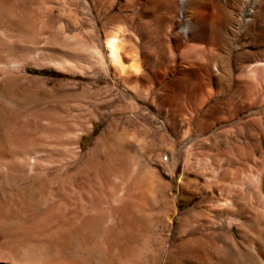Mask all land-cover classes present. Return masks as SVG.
I'll return each mask as SVG.
<instances>
[{"label": "rangeland", "instance_id": "obj_1", "mask_svg": "<svg viewBox=\"0 0 264 264\" xmlns=\"http://www.w3.org/2000/svg\"><path fill=\"white\" fill-rule=\"evenodd\" d=\"M254 1L211 0L190 18L177 0H0L8 264H197L223 255L222 239L263 240L261 218L237 215L264 206Z\"/></svg>", "mask_w": 264, "mask_h": 264}, {"label": "bare ground", "instance_id": "obj_2", "mask_svg": "<svg viewBox=\"0 0 264 264\" xmlns=\"http://www.w3.org/2000/svg\"><path fill=\"white\" fill-rule=\"evenodd\" d=\"M226 1L227 0H223V3L227 8H229L228 3ZM206 2L208 4V7H205V8L207 9L211 5L210 4L211 0H177V3H178L179 8H180V13L181 14L185 13L188 16H190V18L193 17V14L198 13L197 11H193V9L192 10H190V9L191 8L199 9L200 7L205 5ZM259 2H260V0H255L253 4H257ZM249 3H250V1H249ZM249 12H250L249 10H246V8H244L243 10H241L240 14H248ZM189 19L186 22L184 21L185 25L183 26V38H185L187 36L189 37V35L193 32V30L195 28V26H194L195 24L192 21H190ZM180 20H182V18H180ZM120 41H121V39H119L116 36H108L105 39V47H106L107 58H108L110 64L116 70H119L120 72H122V70L124 69V63H123L124 57L121 53V44L122 43ZM125 67H126V65H125ZM125 69L123 72H125ZM257 210H255V211L252 210L249 212L251 218H249L250 216L247 217L246 214H244L245 216H243L242 215L243 213H240V214L237 213V215H239V217L241 219H244L245 224L247 223L248 225L253 226V223L257 218H261L262 221L264 222V206H263V211H259V210L257 211ZM245 212L247 213V211H245ZM221 243L225 249V252L223 255L218 256V257H210V258L209 257H202L201 259H199L197 264H264V237H263V240H261V239L260 240H251V239L244 237L241 242H235L232 239H222ZM1 249H3V248H1ZM3 251H1V252H3ZM1 254L2 253H0V264H8V257H7L6 252L4 251L3 255H1Z\"/></svg>", "mask_w": 264, "mask_h": 264}, {"label": "trees", "instance_id": "obj_3", "mask_svg": "<svg viewBox=\"0 0 264 264\" xmlns=\"http://www.w3.org/2000/svg\"><path fill=\"white\" fill-rule=\"evenodd\" d=\"M29 71L32 72V73L39 74V75L51 74V71H48V70H29Z\"/></svg>", "mask_w": 264, "mask_h": 264}]
</instances>
